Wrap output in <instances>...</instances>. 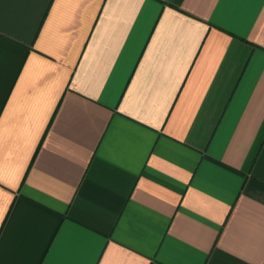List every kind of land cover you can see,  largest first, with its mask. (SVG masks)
<instances>
[{
  "label": "crops",
  "instance_id": "obj_1",
  "mask_svg": "<svg viewBox=\"0 0 264 264\" xmlns=\"http://www.w3.org/2000/svg\"><path fill=\"white\" fill-rule=\"evenodd\" d=\"M0 264H264V0H0Z\"/></svg>",
  "mask_w": 264,
  "mask_h": 264
}]
</instances>
